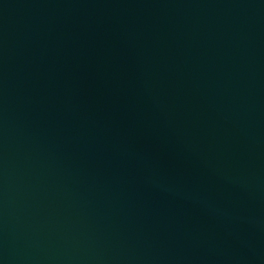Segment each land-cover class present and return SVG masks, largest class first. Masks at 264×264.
<instances>
[{
	"label": "water",
	"instance_id": "1",
	"mask_svg": "<svg viewBox=\"0 0 264 264\" xmlns=\"http://www.w3.org/2000/svg\"><path fill=\"white\" fill-rule=\"evenodd\" d=\"M0 264H264V0H0Z\"/></svg>",
	"mask_w": 264,
	"mask_h": 264
}]
</instances>
